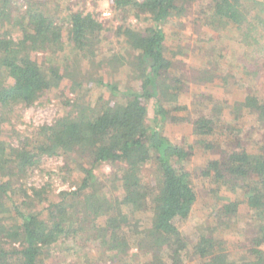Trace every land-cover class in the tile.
<instances>
[{
  "label": "trees",
  "instance_id": "trees-1",
  "mask_svg": "<svg viewBox=\"0 0 264 264\" xmlns=\"http://www.w3.org/2000/svg\"><path fill=\"white\" fill-rule=\"evenodd\" d=\"M55 1L0 0V264H57L48 262L53 251L78 238L96 243L103 258L126 257L127 264H185L190 255L202 264H264V145L255 150L238 139L233 148L222 150L223 158L211 159L200 170V176L217 185L215 192L225 184L244 191L254 218L248 224L257 231L246 234L252 244L248 256L230 259L226 241L214 235L219 225L194 243L180 229L198 201L185 165L196 145L212 151L222 136L243 131L238 123L245 109L264 125V98L254 83L244 99L231 103L230 118L224 116L226 101L212 95L197 115H172L188 111L180 97L189 87L181 75H173L180 51L167 45L165 27L196 0H110L112 11L134 14L144 23L118 20L113 31L124 49L101 56L97 48L106 36V18L75 10L61 19L47 8ZM203 1L197 21L218 37L232 26L244 56L241 71L219 72L224 53L216 54L217 64L210 55L209 65L198 68V80L221 77L241 86L255 78L263 82L264 0ZM67 43L76 51L75 59L59 64L40 57L64 50ZM253 47L256 55L250 58ZM95 85L106 89L96 98L90 94ZM52 89L59 90L64 112L53 123L22 133L13 120L16 107L32 106ZM169 118L190 121L201 137L197 144L173 142L163 129ZM47 156L64 157L62 179L74 188L51 194L49 184L37 188L17 182L15 176ZM102 163L114 166L111 175L96 172ZM149 165L156 172L148 181L143 168ZM219 202L213 212L219 223L236 218L239 201ZM147 212L149 217L138 216ZM133 247L145 261L131 252Z\"/></svg>",
  "mask_w": 264,
  "mask_h": 264
},
{
  "label": "rangeland",
  "instance_id": "rangeland-1",
  "mask_svg": "<svg viewBox=\"0 0 264 264\" xmlns=\"http://www.w3.org/2000/svg\"><path fill=\"white\" fill-rule=\"evenodd\" d=\"M56 0L49 3L47 8L59 15V18H64L70 11L75 10H87L96 13L100 18H106V32L102 37V41L98 46V54H110L112 50L121 51L124 49L121 37H116V33L113 31L116 29V23L120 20V23H131L133 25H142L144 22L140 20L134 14L129 13L121 14L119 12L112 11L110 0ZM203 0H196L189 4L188 10L181 15V18L175 19L172 24L166 25V31L168 35L167 45L170 49L180 51L175 56V68L173 75L182 76L186 86L189 87L183 91L181 95V103L189 106L188 111L172 112L173 116H195L199 110L204 108V104H208L209 97L212 95L222 101H226L227 106L224 110V116L230 118L229 113L234 100L244 99L247 91L252 90L251 85L254 83L259 90L260 95L264 98V79L260 82L255 78L251 80L249 86L239 85L238 83H232L230 80L228 83H224L221 77H218L215 81L205 82L198 80L197 77L205 65H209L210 55L214 58L212 62L216 63V54L219 56L224 53L222 65L218 68L221 71H241L239 64L242 63L241 58L244 56V49L241 44L235 38L236 30L232 26H228L227 29L220 31L222 36L218 37L217 32L208 26L202 25L201 21H197L200 14V6ZM204 2V1H203ZM21 4H25L26 1H20ZM104 12H109V15H104ZM115 16V18H114ZM112 18V19H111ZM114 18V20H113ZM113 20V21H112ZM112 27V31L110 30ZM110 28V29H108ZM13 31L19 34L20 31L17 27L13 26ZM108 29V30H107ZM213 40L210 41V38ZM121 40V41H120ZM212 44V45H211ZM222 44V45H221ZM220 45L211 50V46ZM249 49V57L252 58L256 55V50ZM209 51V52H208ZM207 52L209 54H207ZM76 51L70 44L65 45V49L55 54L53 53H40V57L48 62H58L59 64L67 63L68 60L75 59ZM242 55V56H240ZM75 61V60H74ZM211 63V62H210ZM84 68H87L89 62L84 60ZM239 66V67H238ZM128 71V69H127ZM125 70V73L127 72ZM264 74V66L261 70ZM123 76V74H122ZM125 76V75H124ZM248 84L249 81L244 79ZM254 87V86H253ZM106 89L102 86L95 85L90 93L96 98L99 94ZM57 89H52L42 95L40 99L32 106H20L15 109L14 123L22 133L31 134L34 132V128L44 124H51L57 118L59 114H62L65 110L64 105L58 98ZM202 94H208L204 98ZM231 101V102H230ZM154 103L150 104V118H153ZM192 112V113H191ZM190 114V115H189ZM239 127H242L243 131L229 136H222L219 141L220 147L212 151H206L196 145L197 140L201 137L194 134V127L190 121H172L171 118L165 123L164 133L175 143L190 146L196 145L194 153L186 161V168L192 173V180L194 181L195 188L198 192V201L194 206V209L190 217L180 223V229L184 235H186L193 243L198 240L201 233H208L213 227L219 225L215 232V236L224 239L226 246L230 251V259L246 258L248 256V249L252 247L246 234H256V228L252 224H248L253 221L252 212L247 203L245 202L244 191L241 188L233 189L231 185L225 184L218 191H214L217 185L209 178L200 176V170L206 166L211 159L223 158L226 153L222 150L225 148H233L240 140L241 145H245L248 148L253 147L258 150L259 146L264 145V125L259 121L257 115L250 114L248 110H243L241 118L238 123ZM237 125V126H238ZM63 156H47L44 157L41 164L29 170L27 173H19L16 177L17 182H22L27 187L40 188L49 184L51 186V194L59 193L61 190L74 188L69 185L68 182H64L62 179L63 171L61 167L64 165ZM114 171V166L110 163H102L97 167L96 172L105 177L111 175ZM155 167L153 165L143 168V175L146 180L153 179L155 175ZM75 175L74 172H72ZM106 188V187H104ZM109 190V189H107ZM122 191H118L117 194L121 195ZM114 195V193H113ZM224 199L233 201H239V211L236 218L230 222L221 221L214 215L216 206ZM150 212L138 213V216L149 217ZM221 224V225H220ZM69 248V249H68ZM132 253L138 252L137 247H133ZM138 259L140 262L145 261L146 256L141 252H138ZM52 254V253H51ZM50 255V254H49ZM51 256V255H50ZM132 257V256H131ZM137 257H132V260ZM239 259V260H240ZM54 261L57 264H127L128 259L125 257L122 260L116 259L112 261L108 258L102 257L101 248L91 241H84L78 238L77 242H67L64 247L53 251V257L48 259V262ZM185 264H202V262L196 258L188 257Z\"/></svg>",
  "mask_w": 264,
  "mask_h": 264
},
{
  "label": "built area",
  "instance_id": "built-area-1",
  "mask_svg": "<svg viewBox=\"0 0 264 264\" xmlns=\"http://www.w3.org/2000/svg\"><path fill=\"white\" fill-rule=\"evenodd\" d=\"M104 15H109V12H104Z\"/></svg>",
  "mask_w": 264,
  "mask_h": 264
}]
</instances>
